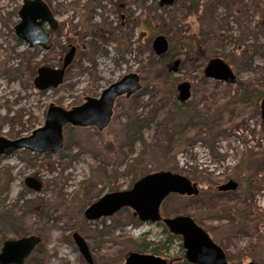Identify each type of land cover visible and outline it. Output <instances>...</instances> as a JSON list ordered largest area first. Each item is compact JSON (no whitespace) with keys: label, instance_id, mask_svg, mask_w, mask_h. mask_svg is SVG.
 Listing matches in <instances>:
<instances>
[{"label":"rangeland","instance_id":"rangeland-1","mask_svg":"<svg viewBox=\"0 0 264 264\" xmlns=\"http://www.w3.org/2000/svg\"><path fill=\"white\" fill-rule=\"evenodd\" d=\"M44 1L58 21L55 30L46 24L53 42L50 50L29 47L18 38L15 27L23 0H0V136H28L43 126L50 104L70 109L87 96H99L127 73L137 72L142 87L129 98L117 99L107 128H64V147L59 152L18 150L0 156V250L4 237L16 238L14 232L27 229L42 237L28 260L90 264L75 243L77 232L86 239L94 264H125L126 254L137 251L138 239L145 235L151 240L165 239L163 226L140 221L128 208L98 219H89L86 210L106 194L131 190L139 171H171L196 182L200 192L196 196L169 194L161 203V214L193 218L231 263L264 264L260 110L242 112L229 122L213 136L212 149L206 136L170 129L171 86L175 85L178 96L176 86L189 81L194 87L188 100L199 111L235 87L207 82V61L202 58L185 61L171 73L152 70L147 64L162 23L175 46L172 62L185 50L179 36L188 44L199 38L205 57L224 59L237 80L247 81L258 73L264 76V0H184L188 4L185 17H180L177 7L162 11L151 0ZM144 17L156 28H142L139 23ZM72 45L77 49L64 82L48 90L36 88L37 68L61 67ZM247 47L257 49L252 58L242 55ZM134 112L142 114L147 125L129 147L126 123ZM130 148L134 157L144 154L142 169L129 164L126 152ZM29 176L42 182L41 190L26 186ZM229 180L236 181L238 188L220 190ZM181 245L182 240L176 238L167 254L144 253L178 259L185 255Z\"/></svg>","mask_w":264,"mask_h":264},{"label":"water","instance_id":"water-1","mask_svg":"<svg viewBox=\"0 0 264 264\" xmlns=\"http://www.w3.org/2000/svg\"><path fill=\"white\" fill-rule=\"evenodd\" d=\"M160 6H171L176 0H157ZM18 15L20 22L15 31L21 40L29 47L41 46L50 50L53 42L50 33L44 28L48 23L51 29L58 28V21L49 5L44 0H23ZM76 46L72 45L63 58L60 68L43 65L38 67L34 78V86L39 90L56 88L64 82L67 68L72 63L76 53ZM152 49L157 56L164 55L169 49V40L164 34H158L152 41ZM180 60H176V68ZM204 76L216 81L234 83L237 78L231 66L220 57L211 58L204 67ZM142 87L141 77L137 72L123 75L108 85L99 96H87L84 102L66 109L59 105L50 104L43 126L36 128L28 136L9 139L0 136V155H11L18 150H29L36 153H56L64 147V127L66 125L79 127H96L103 130L112 120L116 100L120 96L127 98L138 92ZM178 100L186 102L191 98L192 90L189 81L180 82L177 86ZM261 116L264 123V98L260 104ZM27 187L36 191L41 190L42 182L36 177L25 179ZM238 183L234 180L219 186L222 191L235 190ZM200 189L196 182L183 175L171 171H158L140 178L131 190L109 193L86 210L89 219L112 216L123 207L131 205L137 211L144 210L149 213L146 220L158 221L161 219L160 205L170 193L182 195H197ZM141 212V211H140ZM167 224L177 233L184 236L186 259L193 264H229L224 250L218 246L207 231L199 227L189 216L167 217ZM75 243L82 255L94 264L91 251L86 239L79 233L73 235ZM41 242L36 234L23 235L4 241L0 250V264H24L32 251ZM166 257L129 251L125 257V264H169ZM245 264H256L250 261Z\"/></svg>","mask_w":264,"mask_h":264},{"label":"trees","instance_id":"trees-1","mask_svg":"<svg viewBox=\"0 0 264 264\" xmlns=\"http://www.w3.org/2000/svg\"><path fill=\"white\" fill-rule=\"evenodd\" d=\"M151 2L156 3V1L151 0ZM236 2V0H233ZM116 4L119 5L120 1H116ZM177 7L182 15L180 17H185V11L188 10V4L184 0H176V2L172 5ZM172 6H163L158 7L162 11H168ZM143 16V15H142ZM141 16V17H142ZM140 22V26L142 28H148L149 26L152 29H155L156 26L149 21L146 17ZM156 20V17H154ZM161 23V22H160ZM159 24V23H158ZM160 25V24H159ZM162 25V26H161ZM162 30L160 33H166L169 41H171V33L169 29H165V25L161 23ZM122 25H119L121 28ZM185 37L179 36V42L185 47V50L180 55V64L175 68L174 63L172 62L173 56L172 52L174 51L175 46L170 43L169 50L162 56H157L152 51L150 53V57L147 61V64L150 65V69L152 70H162L164 73H171L173 70L179 69V67L185 61H194L197 58H202L205 61H209L213 57H205V53L199 43V38H197L193 43L188 44L189 42L184 40ZM257 50L256 48L247 47L242 51V55H246L249 58H252L253 52ZM207 82L211 85L213 84H221L219 81H215L209 78H205ZM235 87V90L222 96L218 97V99L213 102L206 109L199 111L197 108L193 107V104L190 100L187 102H180L176 96L175 85L173 84L171 90V98L173 99L172 111L170 117V129L173 132H181V130H192L197 132L199 135L206 136L205 138L210 141V146L214 149V138L213 136L217 135V133H221L228 126L229 122L233 121L237 116H239L242 112L246 111H259L260 110V101L264 97V76L258 73L255 77L247 80L241 81L237 80L235 85L225 84V87ZM194 86L192 85V88ZM83 102V101H82ZM142 114H138L134 112L131 114L129 120L126 123L127 135L131 136V140H129L130 145L134 144L137 140V136L141 135L143 132L142 128L147 125L146 120L141 118ZM149 123V122H148ZM71 127L70 125L66 126V128ZM211 138V139H210ZM129 149V148H128ZM215 152V151H214ZM156 153V152H154ZM127 157L130 159L129 164L133 165L137 169H142L143 162L145 161L144 154L141 153L138 157H134V153L131 148L126 152ZM159 154V153H156ZM155 154V155H156ZM160 155V154H159ZM136 176L135 181L144 177L148 173H144L139 171ZM162 225V224H160ZM163 230L166 234L165 239L161 240H151L146 235L143 238L135 241V248L140 252H152V253H160L167 254L170 250V245L172 241L176 238H179L177 235L171 234L167 231V228ZM36 232L29 231L27 229L20 230L14 232V236L19 237L22 235L34 234ZM39 234V233H37ZM40 235V234H39ZM10 238V236L4 237L3 242ZM2 242V244H3ZM183 247V245H181ZM183 250V249H182ZM30 257V256H29ZM26 259L24 264H39L38 262H33ZM171 264H193L189 262L185 255L183 257H179L178 259H174ZM236 264V263H231Z\"/></svg>","mask_w":264,"mask_h":264},{"label":"flooded vegetation","instance_id":"flooded-vegetation-1","mask_svg":"<svg viewBox=\"0 0 264 264\" xmlns=\"http://www.w3.org/2000/svg\"><path fill=\"white\" fill-rule=\"evenodd\" d=\"M1 156H5V155H1ZM238 188V187H237ZM198 195V194H197ZM196 196V195H195ZM161 206V205H160ZM124 208H128V209H131L132 210V213H133V215L135 216V217H137L140 221H150V220H146V219H144V218H146L147 217V215L149 214V213H147V212H145L144 210H140V211H137L134 207H132L131 205H129V206H125ZM159 211H160V209H159ZM160 215H161V219L160 220H158V221H150V222H157L158 224H162V225H164L165 227L164 228H167V231L169 232V233H171V234H174V235H177L178 237H180V239L182 240V245H183V248H185L184 247V236H183V234H181V233H177V232H175L174 230H172V228L170 227V226H168L167 224H165L164 223V219L165 218H167V217H164L162 214H161V212H160ZM178 216H184V215H178ZM175 217H177V216H174V217H172V218H175ZM188 217V216H187ZM190 217V216H189ZM191 218V217H190ZM193 219V218H192ZM194 220V219H193ZM194 222L196 223V221L194 220ZM197 224V223H196ZM198 225V224H197ZM199 227H201L200 225H198ZM203 230H205L203 227H201ZM206 231V230H205ZM138 251V250H137ZM174 261V259H169V264H171L172 262ZM228 261V260H227Z\"/></svg>","mask_w":264,"mask_h":264}]
</instances>
